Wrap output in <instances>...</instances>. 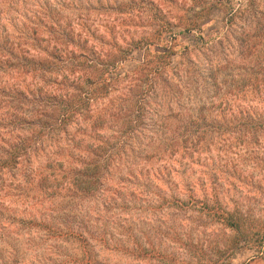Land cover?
Listing matches in <instances>:
<instances>
[{
	"label": "clouds",
	"instance_id": "9594fccd",
	"mask_svg": "<svg viewBox=\"0 0 264 264\" xmlns=\"http://www.w3.org/2000/svg\"><path fill=\"white\" fill-rule=\"evenodd\" d=\"M0 264H264V0H0Z\"/></svg>",
	"mask_w": 264,
	"mask_h": 264
}]
</instances>
